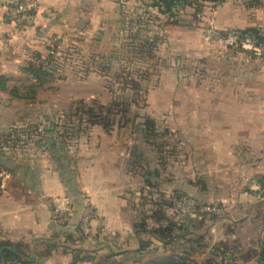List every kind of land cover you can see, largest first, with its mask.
Instances as JSON below:
<instances>
[{"label":"crops","instance_id":"1","mask_svg":"<svg viewBox=\"0 0 264 264\" xmlns=\"http://www.w3.org/2000/svg\"><path fill=\"white\" fill-rule=\"evenodd\" d=\"M34 1L33 19L24 26L6 20V4L0 2V242L21 252L20 259L4 264H148L165 258L169 262L161 264H179L170 257L181 254L196 264H264V172L250 173L218 194V213H190L168 229L175 221L170 213L133 212L126 203L124 187L136 184L123 179L124 145L130 140L118 126L61 129L63 118L78 106L70 97L84 96L83 89L103 90L97 74L76 76L68 57L57 67L59 76L41 85L24 70L29 53L45 54L54 36L58 49L86 46L95 57L90 46L109 38L123 3ZM138 148L151 167L144 164L146 181H158L151 157ZM53 199L71 205L65 221L54 216ZM87 202L98 207L101 221L83 236L77 221Z\"/></svg>","mask_w":264,"mask_h":264},{"label":"rangeland","instance_id":"2","mask_svg":"<svg viewBox=\"0 0 264 264\" xmlns=\"http://www.w3.org/2000/svg\"><path fill=\"white\" fill-rule=\"evenodd\" d=\"M17 1L26 0H0ZM115 1L123 3L121 16L106 41L90 46L95 63L86 46L60 50V64L68 57L82 78L83 62H90L103 87L70 97L79 110L64 115L61 129L118 126L130 140L123 179L136 185L127 184L123 196L133 212L162 207L175 220L180 213H218V194L250 173L264 172V45L233 38L247 27L264 30V0H180L175 15L147 0ZM100 105L111 110L103 107L92 122L88 108L99 112ZM140 146L158 169V181H146ZM58 200L51 201L53 213L65 221L71 205ZM96 220L101 221L98 207L85 203L80 234L89 235Z\"/></svg>","mask_w":264,"mask_h":264},{"label":"trees","instance_id":"3","mask_svg":"<svg viewBox=\"0 0 264 264\" xmlns=\"http://www.w3.org/2000/svg\"><path fill=\"white\" fill-rule=\"evenodd\" d=\"M145 4L156 6L160 11L167 12L169 15H175L177 12H179L180 7H181L180 0H149V1L145 2ZM244 30L248 31L250 33H253L255 36L260 37V39H264V30L261 31L260 28L247 27ZM32 52H34V51H32ZM35 53H36V51H35ZM95 60L96 59H93V57L89 58V61L91 63H93V62L95 63L96 62ZM90 62H85V61L83 62L84 63L83 67L79 71V74L81 76H85L88 71L93 70L92 67L90 66ZM100 65L99 64L97 65L101 69L99 71H103L102 66H100ZM59 66H60V60L55 62L54 58L52 56H47L44 61H41L38 63H36L35 61H32L31 59L28 58L27 64L23 68L25 71H27V73L33 74V76L38 80L37 84L35 82H33L34 85H41V84H43V82L46 79H52L54 77L59 76L58 75L59 74L58 69H57V67L59 68ZM97 66H93V67L97 68ZM103 73H104V71H103ZM103 107L107 108L106 110L103 111L105 113H108L111 110L110 108H108V106H104V105H100L98 107L99 112H96V110H93V107H91V106H90V108H88V112L90 115L89 117L92 120V122H94V119L99 118L98 116H95V115L101 114L100 112L102 111ZM77 109L79 110L78 106H77ZM75 113H77V111H75ZM104 118H106V115ZM147 124L150 125L149 122ZM152 212L157 214V215H160V214H163L165 212V210L162 207H158L157 209H155ZM186 215H185V217H186ZM184 219L182 221H176L175 220L174 222L170 223L167 226V228L171 229L175 225V223H177V222L181 223L184 221ZM20 258H21V252H19L16 248L12 247L10 244H8V242H5V241L0 242V261H1L0 264H4L5 261H7V260H13V259L17 260ZM192 259L193 258L190 255L181 254V255H176L174 257H170V262L175 261L179 264H188L187 261H190V260L192 261ZM167 262H169V260H168V258L167 259L165 258L164 262L161 259H157V260H154L148 264H161V263H167Z\"/></svg>","mask_w":264,"mask_h":264},{"label":"built area","instance_id":"4","mask_svg":"<svg viewBox=\"0 0 264 264\" xmlns=\"http://www.w3.org/2000/svg\"><path fill=\"white\" fill-rule=\"evenodd\" d=\"M35 1H17L13 2L9 5L6 4L5 6V12H4V18L6 20H9L15 24H19L21 26L29 24L33 19V13L35 10ZM44 11L48 15H52L53 11L51 9H44ZM235 39L241 41V42H248L255 46L264 45V39H260V37L255 36L253 33H250L245 30L238 31L234 33ZM264 51V48H263ZM60 49L57 47V37L54 36L52 40L49 42V45L47 46L46 53H41L40 51L30 52L28 55V58L32 61H35L36 63L44 61L47 56H52L54 58V61L60 60ZM29 76L32 78V80L37 84L38 80L33 76V74L29 73ZM2 188V183L0 181V191ZM162 201H160L161 203ZM192 212V211H190ZM187 214V213H186ZM184 213H180L179 219H176V221H182L184 219ZM188 264H192V261H187Z\"/></svg>","mask_w":264,"mask_h":264}]
</instances>
